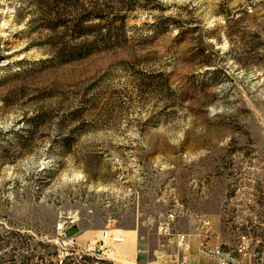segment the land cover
Listing matches in <instances>:
<instances>
[{
    "label": "rangeland",
    "instance_id": "rangeland-1",
    "mask_svg": "<svg viewBox=\"0 0 264 264\" xmlns=\"http://www.w3.org/2000/svg\"><path fill=\"white\" fill-rule=\"evenodd\" d=\"M121 12L117 45L59 62L35 9L0 0V264H215L200 215L230 264H264V0ZM171 211L190 251L159 229Z\"/></svg>",
    "mask_w": 264,
    "mask_h": 264
},
{
    "label": "trees",
    "instance_id": "trees-1",
    "mask_svg": "<svg viewBox=\"0 0 264 264\" xmlns=\"http://www.w3.org/2000/svg\"><path fill=\"white\" fill-rule=\"evenodd\" d=\"M136 1L26 0V3L35 9L36 21L42 32L41 43L47 52L55 61L68 62L117 45L126 25L121 9L134 5ZM4 245H12V242L6 240ZM40 245L43 248L51 246L45 241ZM67 259L68 256L61 258L60 264H70ZM19 264H31V259L23 257ZM37 264L56 263L41 256Z\"/></svg>",
    "mask_w": 264,
    "mask_h": 264
},
{
    "label": "built area",
    "instance_id": "built-area-1",
    "mask_svg": "<svg viewBox=\"0 0 264 264\" xmlns=\"http://www.w3.org/2000/svg\"><path fill=\"white\" fill-rule=\"evenodd\" d=\"M180 216L179 212L171 211L167 214L164 221L160 223L159 229L163 231L165 235H172L173 240L176 244V247L179 251L185 252L188 251L191 247V243L188 238V234L184 232H176L175 234L171 233L170 225ZM197 224L198 228L200 230L199 236H200V242L199 247L200 250L211 256L214 259L215 264H230V262L233 260V256L231 252L233 249H227L225 250L220 244H210V236L212 235V226H211V220L204 215H200L197 217ZM56 231L61 235H67L71 234L70 229L68 230L63 223H58L56 225ZM102 235L104 238H110L112 241H120L121 236L118 235L116 232L103 230ZM241 243L240 245L234 249V251L237 252L240 260H243V258L247 256L254 255V252L251 253L252 246L250 244L251 241L254 239L248 235V234H242L240 236ZM108 244H98V249L106 248ZM94 249V248H93ZM183 264H188L185 260L182 262Z\"/></svg>",
    "mask_w": 264,
    "mask_h": 264
},
{
    "label": "crops",
    "instance_id": "crops-1",
    "mask_svg": "<svg viewBox=\"0 0 264 264\" xmlns=\"http://www.w3.org/2000/svg\"><path fill=\"white\" fill-rule=\"evenodd\" d=\"M213 230H212V235L210 236V240H209V243H211V241L213 240L214 242L212 244H219L218 240H220V232L217 230H215V236L213 235ZM126 238V236H125ZM130 247H132L133 249L135 248V242L134 241H131L129 242L128 244ZM192 249V247H190V249L188 251H190ZM187 252V251H185ZM202 252V251H201ZM203 253V252H202ZM205 254V253H203ZM186 258V256H184ZM247 258V257H246ZM250 258V257H249ZM195 264H199V263H195Z\"/></svg>",
    "mask_w": 264,
    "mask_h": 264
},
{
    "label": "bare ground",
    "instance_id": "bare-ground-1",
    "mask_svg": "<svg viewBox=\"0 0 264 264\" xmlns=\"http://www.w3.org/2000/svg\"><path fill=\"white\" fill-rule=\"evenodd\" d=\"M121 237H122V238H121V240H120V241H123L125 237H124V236H121Z\"/></svg>",
    "mask_w": 264,
    "mask_h": 264
},
{
    "label": "water",
    "instance_id": "water-1",
    "mask_svg": "<svg viewBox=\"0 0 264 264\" xmlns=\"http://www.w3.org/2000/svg\"><path fill=\"white\" fill-rule=\"evenodd\" d=\"M73 232V230H70V233H72Z\"/></svg>",
    "mask_w": 264,
    "mask_h": 264
}]
</instances>
